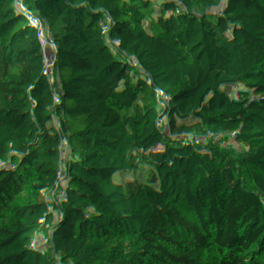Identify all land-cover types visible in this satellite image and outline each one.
Returning <instances> with one entry per match:
<instances>
[{"label": "trees", "instance_id": "16d2710c", "mask_svg": "<svg viewBox=\"0 0 264 264\" xmlns=\"http://www.w3.org/2000/svg\"><path fill=\"white\" fill-rule=\"evenodd\" d=\"M0 84V264H264V0H0Z\"/></svg>", "mask_w": 264, "mask_h": 264}, {"label": "built area", "instance_id": "2783aa9c", "mask_svg": "<svg viewBox=\"0 0 264 264\" xmlns=\"http://www.w3.org/2000/svg\"><path fill=\"white\" fill-rule=\"evenodd\" d=\"M2 89V86L0 84V90ZM96 119V117H95ZM0 120H2L5 124H11V120L4 116L1 108H0ZM101 122L104 125L110 124V118L102 119ZM131 130L137 131L139 134L141 132L134 127L130 128ZM183 134L179 136V138H176L174 140L166 141V144L169 143H176L182 141ZM140 140V139H139ZM138 140V142H139ZM74 155V149L70 143V141L64 139L62 140V149L59 152L60 160L62 164L65 167L66 174L72 179L75 183L80 184L81 188L84 189L86 192H88L92 196H99V191L96 188L95 185H88L85 181L81 180L80 175L81 171L78 168H72L70 166V160L72 156ZM0 177L3 184V200L2 203L8 207L9 212L12 214L15 212L14 206L11 204V199L14 195V189L17 181V174L14 170V167L5 152L4 149L0 148ZM100 197V196H99ZM101 198V197H100ZM101 202L104 204L107 212L109 214H112L111 206L108 202H106L104 199H100ZM115 224L118 230L119 240H120V246L117 250V256L123 260L129 263V247L127 244V238L130 233V224L127 223L122 218H116ZM210 231H219V228L216 226H210ZM18 260L20 261V257L18 256ZM168 264H183V263H174L169 262ZM188 264H195L194 262L188 263Z\"/></svg>", "mask_w": 264, "mask_h": 264}, {"label": "rangeland", "instance_id": "374dc122", "mask_svg": "<svg viewBox=\"0 0 264 264\" xmlns=\"http://www.w3.org/2000/svg\"><path fill=\"white\" fill-rule=\"evenodd\" d=\"M201 5V2L200 1H192L190 2V5H189V8L190 10H195L197 7H199ZM113 132L115 133V138H116V145L119 144V140H120V136L122 134V131H120V129H113ZM120 135V136H119ZM105 156L107 158H109V154H110V151L109 149L105 150ZM252 197H248V198H245L243 200V203L246 204V205H250L252 203ZM182 219L185 220V221H188L191 223L192 226L196 225L197 221L199 219H201L199 216L197 215H192V214H185L182 216Z\"/></svg>", "mask_w": 264, "mask_h": 264}]
</instances>
